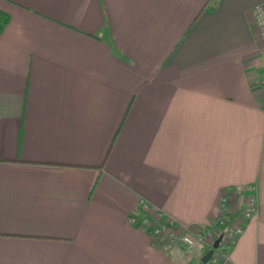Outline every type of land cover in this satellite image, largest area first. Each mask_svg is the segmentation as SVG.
I'll list each match as a JSON object with an SVG mask.
<instances>
[{
    "label": "crops",
    "instance_id": "0c3cea01",
    "mask_svg": "<svg viewBox=\"0 0 264 264\" xmlns=\"http://www.w3.org/2000/svg\"><path fill=\"white\" fill-rule=\"evenodd\" d=\"M262 2L0 0V264H198L252 186L217 264H264Z\"/></svg>",
    "mask_w": 264,
    "mask_h": 264
},
{
    "label": "built area",
    "instance_id": "2783aa9c",
    "mask_svg": "<svg viewBox=\"0 0 264 264\" xmlns=\"http://www.w3.org/2000/svg\"><path fill=\"white\" fill-rule=\"evenodd\" d=\"M253 24L258 38L264 49V2L252 9ZM261 82L264 83V72L261 74ZM258 201L256 189L251 187L250 193L244 199L242 207L234 208L228 204L226 197L222 198L217 216L208 224V228H202L198 233L191 235L183 233L180 241L185 248V253L190 256L196 242H202L211 248L213 241L221 235L218 247L214 250L210 260L206 264H217L220 255L226 252L236 243L244 231L248 221L257 213ZM136 212H141L138 222L149 231L151 236L160 242L172 243L175 237L165 233L161 220L163 216L152 215L150 205L139 200ZM135 218V215L132 217ZM207 249V250H208Z\"/></svg>",
    "mask_w": 264,
    "mask_h": 264
},
{
    "label": "water",
    "instance_id": "95a60500",
    "mask_svg": "<svg viewBox=\"0 0 264 264\" xmlns=\"http://www.w3.org/2000/svg\"><path fill=\"white\" fill-rule=\"evenodd\" d=\"M220 239H221V235L218 236V237L213 241L211 248H209V249H208V250H207V251L201 256L200 261H199L198 264H206V263L210 260V258H211V256H212L214 250H215V249L218 247V245H219V241H220Z\"/></svg>",
    "mask_w": 264,
    "mask_h": 264
},
{
    "label": "trees",
    "instance_id": "16d2710c",
    "mask_svg": "<svg viewBox=\"0 0 264 264\" xmlns=\"http://www.w3.org/2000/svg\"><path fill=\"white\" fill-rule=\"evenodd\" d=\"M8 21H9V15L4 11H0V32L8 23ZM206 228H208V225L204 227V229Z\"/></svg>",
    "mask_w": 264,
    "mask_h": 264
}]
</instances>
